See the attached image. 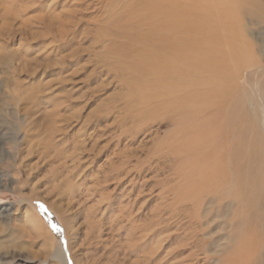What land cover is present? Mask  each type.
Instances as JSON below:
<instances>
[{"label":"rangeland","instance_id":"rangeland-1","mask_svg":"<svg viewBox=\"0 0 264 264\" xmlns=\"http://www.w3.org/2000/svg\"><path fill=\"white\" fill-rule=\"evenodd\" d=\"M180 1L189 4L197 29L205 32L208 42L201 37V43L231 53L227 65L232 68L220 59L224 53L215 50L216 64H201L200 72L185 75L202 78L204 84L193 88L203 94L197 105L216 107V114L210 109L204 117L196 116L186 103L181 111L185 119L162 125L153 122L156 116H141L138 122L139 115L132 112L131 101L150 91L146 82L154 75L120 51L130 31L107 1L0 0V264H74L66 227L47 202L71 209L67 216L73 220L71 238L81 264H264L258 259L264 254V0ZM225 26L228 31L220 30ZM232 62L239 65L238 73ZM196 134L210 144L196 152L180 149L176 158L185 155L182 162L172 165L158 155L148 156L165 148L160 143H179ZM219 150L224 159L219 155L216 160L230 169L226 179L232 182L221 180L230 199L206 204V193L199 200L188 193L202 177L200 170L191 171L189 160L202 153L213 158ZM230 188L234 197L240 196L230 197ZM26 211L48 229L56 240L53 248L31 230ZM89 230L96 232L91 236Z\"/></svg>","mask_w":264,"mask_h":264},{"label":"bare ground","instance_id":"bare-ground-1","mask_svg":"<svg viewBox=\"0 0 264 264\" xmlns=\"http://www.w3.org/2000/svg\"><path fill=\"white\" fill-rule=\"evenodd\" d=\"M105 1H107L108 2V7H109V9H110V11H115V12H119L120 14H121V16H120V18L119 19H122V22H125V24H126V30H128L129 29V31H130V33H128L129 35V37H128V40H127V42L125 43V45H123L122 47H121V52H123V53H125V51L128 53H126L127 55H126V58L130 55V56H132L131 58L133 59L132 61H133V65H135V66H137L138 67V64L141 66V68L144 70H146L147 71V73H149V74H153L154 75V79H153V81H151L150 82V80L151 79H146V81L148 82H146V84L147 85H149V88H147V89H149L150 91H148L146 94H144V92H143V95H141V96H139V99L137 98V95H135L136 96V98L137 99H135L134 100V102H132L131 101V103H133V105H132V107H131V109L132 110H136V111H132L133 113H135V115H139L138 117H137V120H138V122L140 121L138 118L140 117L141 119H142V117L141 116H145L146 118H152L153 116H156L157 118H155L154 120H153V122H156V120H158V121H161L162 122V125H166L168 122H171V121H177L178 123H179V119L180 120H183L182 118H184L185 119V114H183L181 111L184 109V105L186 104V103H189L188 105L190 106V104H192V110H191V112L192 113H194L196 116H203L204 117V114L208 111V110H210V112H211V114L212 113H215L216 112V107H213V106H211L210 104V106L212 107V108H204V107H200L199 105H197L198 104V99L199 98H202V96H203V94H201V92H200V90L198 91L197 89L196 90H193V88L194 87H197V86H199V85H201L202 83H203V81H201V79L202 78H200V77H198L197 75H195L196 77H192V78H189V80L187 79L188 77H185V75L187 74V73H192V74H194V73H196V72H200V70L198 69V67H200L201 66V64H204L205 66H206V63H211V62H213V63H215L216 64V62H214L217 58H216V52H218V50H216L214 47V49L212 48V47H209L208 45H206V44H202L201 43V40H203V39H201V37H205L206 35H204L205 34V32L204 31H199L197 28V26H196V19H194L193 18V15L191 14V7H189L188 5L189 4H185L186 6H183L182 5V3H181V1L180 0H105ZM185 1V0H184ZM194 1V0H193ZM103 2V1H102ZM102 2H101V4H102ZM188 2V1H187ZM192 3V2H191ZM196 8V7H195ZM198 8V7H197ZM197 12H200V11H198V9H197ZM195 13H196V11H195ZM201 13V12H200ZM199 13V14H200ZM200 15H202V13L200 14ZM205 17H206V15H205ZM212 17V16H211ZM200 19V18H199ZM203 19H206V18H204L203 17ZM196 20V21H195ZM201 20H202V17H201ZM214 20L217 22V20L214 18ZM205 21V20H204ZM203 23H205V22H203ZM219 23V22H218ZM221 23H223V22H221ZM199 24V23H198ZM226 25V24H225ZM208 26H209V24H208ZM213 27H214V24L212 25ZM223 26V25H222ZM201 27V26H200ZM221 27V26H220ZM226 30V26L225 27H222V29H220V30ZM201 30V29H200ZM204 30V29H203ZM215 30H218V29H215ZM226 31H228V30H226ZM217 32V31H216ZM223 32H225V31H223ZM230 32V31H229ZM214 33V32H213ZM222 33V32H221ZM226 33V34H225ZM224 34L225 35H228L229 33L228 32H225ZM228 33V34H227ZM121 34H125V35H127L126 34V32L124 31H121ZM214 34H217V33H214ZM213 34V35H214ZM223 34V38L225 39L226 38V36ZM204 35V36H203ZM218 35V34H217ZM230 35V34H229ZM218 36H220V34L218 35ZM229 37V36H228ZM227 37V38H228ZM213 38V37H212ZM219 38H221V37H219ZM205 40L207 39L206 37L204 38ZM209 39V38H208ZM229 39V38H228ZM213 40V39H212ZM212 40L210 41V42H212ZM230 40V39H229ZM204 41V40H203ZM214 41V40H213ZM216 41H217V43L219 42L217 39H216ZM225 41V40H224ZM233 41V40H232ZM205 42V41H204ZM206 42H208L207 40H206ZM231 42V41H230ZM222 43V42H221ZM235 43V42H234ZM233 43V44H234ZM212 44V43H211ZM232 44V43H231ZM216 45V44H215ZM214 45V46H215ZM220 45V44H219ZM217 46V45H216ZM234 46H235V44H234ZM236 47V46H235ZM235 47L234 48H232V49H234V51H237V50H235ZM225 47L223 46L221 49H222V51H224L223 49H224ZM229 48H231V47H229ZM240 48V47H239ZM213 49V50H212ZM215 50H216V52H215ZM230 50V49H229ZM240 50H241V48H240ZM240 50H238V51H240ZM226 52V53H225ZM225 52H221L220 53V50H219V54L221 55V54H223V55H218V56H220V57H222V58H220V59H223V61L225 62L226 60H227V62H228V56L229 55H231V53H229V55L227 54V52L228 51H225ZM230 52H232V51H230ZM240 52H242V50L240 51ZM233 53V52H232ZM233 54H235L236 55V52H234ZM237 55H239L238 53H237ZM236 55V56H237ZM242 56H243V54H241ZM233 57V56H232ZM231 57V58H232ZM235 57V56H234ZM238 57V56H237ZM237 57H235V59L237 58ZM219 58V57H218ZM240 58V57H239ZM233 59V58H232ZM231 59V60H232ZM235 59H234V61H235ZM230 60V59H229ZM236 60H238V62H241V60L240 59H236ZM240 60V61H239ZM222 61V62H223ZM233 61V60H232ZM233 61V62H234ZM221 62V61H220ZM221 62V63H222ZM232 62V63H233ZM237 62V63H238ZM245 62V61H244ZM213 63H212V65H213ZM223 64V63H222ZM227 64H231L230 62H228V63H224V66L226 65V66H231V65H227ZM132 65V64H131ZM217 65H219V64H217ZM221 65V64H220ZM235 65V66H234ZM236 65L237 64H234L233 63V68H235L236 69ZM242 65V64H241ZM241 65H240V67H241ZM139 66V67H140ZM238 66V68H239V65H237ZM217 67V66H216ZM221 67V66H220ZM206 68H208V67H206ZM218 68V67H217ZM222 68V67H221ZM220 68V69H221ZM225 68H227V67H225ZM231 68L232 67H230V68H227L228 70L230 69L231 70ZM224 69V68H223ZM133 70H134V68H133ZM140 70V69H139ZM145 70H144V72H145ZM237 70V69H236ZM235 70V72H237L238 73V71H239V69L236 71ZM243 70H245L244 68H243ZM136 71V70H135ZM141 71V70H140ZM216 71V73H217V71L218 70H215ZM225 71V70H224ZM233 71V70H232ZM137 72H139V71H137ZM142 72V71H141ZM204 72V71H203ZM203 72H201V73H203ZM207 72V71H206ZM219 72V71H218ZM223 72V71H222ZM226 72H230V71H226ZM234 72V71H233ZM241 72V71H240ZM200 73V74H201ZM208 73V72H207ZM206 73V74H207ZM236 73V74H237ZM199 74V75H200ZM204 74H205V72H204ZM209 74V73H208ZM209 75H211V74H209ZM214 75V77H217V76H215V75H217V74H212V76ZM238 75V74H237ZM240 75V74H239ZM142 76V75H141ZM144 76H145V73H144ZM144 76H142V78L144 77ZM147 76H151V75H147ZM146 76V77H147ZM192 76V75H191ZM219 76V75H218ZM226 76V75H225ZM152 78H153V76H151ZM240 77V76H239ZM150 78V77H149ZM203 78H206V75H205V77H203ZM213 78V77H212ZM211 77H210V79L211 80H213V79H215V78H213L212 79ZM234 78H235V76H234ZM237 78V77H236ZM225 80H226V77L224 78ZM142 80H144V78L142 79ZM207 80V79H206ZM217 80H219L218 78H217ZM235 80L233 79V82H234ZM150 82V83H149ZM210 82V81H209ZM164 83H169V84H167L166 86L164 85V86H162L161 84H164ZM219 84L220 83H222V82H220V80H219V82H218ZM228 83V82H227ZM232 83V82H231ZM204 84V83H203ZM208 84V83H207ZM206 84V85H207ZM210 84V83H209ZM222 84H224V82L222 83ZM230 84V83H229ZM135 86H142V85H135ZM203 86V85H202ZM211 86V85H210ZM213 86V85H212ZM218 86V85H217ZM216 86V87H217ZM148 87V86H147ZM204 87V86H203ZM205 87H207L208 88V86H205ZM215 87V88H216ZM145 88V87H144ZM143 88V89H144ZM199 88H201V87H199ZM211 89H213L212 87H210ZM215 88L213 89V90H215ZM138 89H141V90H143L142 89V87L141 88H138ZM210 89V90H211ZM220 90V89H219ZM144 91H146V90H144ZM206 91H208V90H205V92ZM139 92V91H138ZM142 92H139V94L141 93L142 94ZM202 92H203V89H202ZM219 92V91H218ZM227 93V92H226ZM208 94V93H207ZM209 94H211V92L209 93ZM221 94V93H220ZM213 95H215V94H213ZM207 96V95H206ZM216 96H218V95H216ZM229 96H230V94H229ZM204 99V98H203ZM213 100V99H212ZM203 101V100H202ZM204 101H206V99L204 100ZM213 101H217V99L216 100H213ZM231 101V100H230ZM222 102V101H221ZM207 104V103H206ZM204 105H205V103H204ZM221 105V104H220ZM219 104H218V106H220ZM188 106V107H189ZM208 106V105H207ZM227 106H228V104H227ZM186 107V106H185ZM191 107H189V108H191ZM230 107V106H229ZM245 107V106H244ZM215 108V109H214ZM219 108V107H218ZM224 108V107H223ZM231 108V107H230ZM230 108H228V110L230 109ZM232 109V108H231ZM184 110H186V109H184ZM219 111V110H218ZM226 111V110H225ZM231 111V110H230ZM190 112V113H191ZM207 114V113H206ZM205 114V115H206ZM216 114V113H215ZM222 114V113H221ZM134 116V115H133ZM132 117V116H131ZM135 117V120H136V116H134ZM178 118V119H177ZM194 118V117H193ZM131 119V118H130ZM226 119V118H225ZM207 120V119H206ZM205 120V118H204V121H206ZM249 120V119H248ZM195 121V120H194ZM196 121H198V120H196ZM203 122V120H200V122ZM221 122H222V119L220 120ZM219 121V122H220ZM132 122V121H131ZM136 122V121H135ZM185 122V121H184ZM199 122V123H200ZM201 122V123H202ZM141 123V122H140ZM158 123V122H157ZM198 123V122H197ZM198 123V124H199ZM225 123V122H224ZM196 124V123H195ZM203 124V123H202ZM212 124V123H211ZM220 124H222L223 125V122L222 123H220ZM137 125V124H136ZM205 125V124H204ZM208 125V124H207ZM209 125H210V123H209ZM208 125V126H209ZM214 125V124H213ZM176 126V125H175ZM193 126V125H192ZM200 126V125H199ZM203 126V125H202ZM218 126V125H217ZM236 126V125H235ZM140 127V126H139ZM194 127V126H193ZM204 127V126H203ZM222 127V126H221ZM229 127H232V126H229ZM256 127V126H255ZM197 128V127H196ZM201 128V127H200ZM204 128H206V127H204ZM216 128V127H215ZM220 128V127H219ZM223 128H224V126H223ZM136 129V128H135ZM172 129V128H171ZM175 129V128H174ZM179 129V128H178ZM194 129V128H193ZM201 129H203V128H201ZM207 129V128H206ZM222 129V128H221ZM232 129H234L235 130V127L234 128H232ZM256 129V128H255ZM184 130V129H183ZM218 130V129H217ZM216 130V131H217ZM254 130V129H253ZM252 130V131H253ZM128 131V130H127ZM195 131V130H194ZM204 131V130H203ZM214 132H215V130H213ZM219 131V130H218ZM227 131V130H226ZM171 132V131H170ZM173 132H174V130H173ZM173 132H172V134L171 135H173ZM178 132H179V130H178ZM184 132V131H183ZM188 132V131H187ZM187 132H185L186 134H187ZM192 132V131H191ZM202 132V131H201ZM206 132V131H205ZM213 132V133H214ZM222 132H223V130H222ZM257 132V131H256ZM175 133H176V131H175ZM174 133V134H175ZM181 133V132H180ZM193 133V132H192ZM212 133V132H211ZM220 133H221V131L219 132V134L217 133V135H219L220 136ZM251 133H253V132H251ZM206 134H208V132H206ZM221 134H225V132H223V133H221ZM235 134V133H234ZM184 135V134H183ZM201 135H203V134H201ZM209 135H211L210 134V132H209ZM226 135V134H225ZM253 135V134H252ZM256 135V134H255ZM179 136V135H178ZM193 136V135H192ZM216 136V134H214V137ZM227 136V135H226ZM225 136V137H226ZM228 136H230V135H228ZM198 136H197V134L196 135H194L193 136V138L192 139H189V140H182V141H180L179 143L177 142V143H170V144H164V143H160V145L161 146H164L165 148H163V149H160L159 151L157 150H155V151H150L149 152V155L148 156H159L160 158H162V159H165V160H169L171 163H172V165L173 164H175V162L177 163V162H182L183 161V157H185V155L182 157V158H180L179 159V157L178 158H176V156H177V152L180 150V149H182V148H185L184 150L185 151H187L188 149H189V151H190V149L193 147V148H196V149H193V150H195V152L198 150V148H200V149H202L203 147H205L206 145H208V142H209V144H210V141H209V139H207L206 137L205 138H197ZM208 137V136H207ZM221 137H223V136H221ZM231 137H232V134H231ZM190 138H191V136H190ZM210 138V137H209ZM217 138V137H216ZM224 138V137H223ZM177 139H179V137H177ZM208 141H207V140ZM211 139V138H210ZM221 139V138H220ZM242 139V138H241ZM240 139V140H241ZM156 140H157V138H156ZM181 140V139H180ZM162 141V140H161ZM160 141V142H161ZM217 141V140H216ZM215 141V142H216ZM214 142V143H215ZM241 142V141H240ZM157 143H159V142H157ZM156 143V144H157ZM212 143H213V141H212ZM212 143H211V147L213 146L212 145ZM230 143H232L231 141H230ZM156 144H154V145H156ZM222 144V143H221ZM224 144V143H223ZM222 144V145H223ZM232 144H234V143H232ZM238 144V143H237ZM250 144V143H249ZM231 145V144H230ZM256 145V144H255ZM254 145V146H255ZM156 146H159V144L158 145H156ZM224 146V145H223ZM227 146H229V145H227ZM226 146V147H227ZM240 146V145H239ZM248 146V145H247ZM252 146V145H251ZM250 146V147H251ZM230 147V146H229ZM246 147V146H245ZM158 148V147H157ZM208 148H210V147H208ZM220 148H222V147H220ZM233 148V147H232ZM235 148V147H234ZM238 148V147H237ZM223 149V148H222ZM230 148H228V150H229ZM193 150L191 149V151L193 152ZM203 150V149H202ZM213 150V149H212ZM216 150V149H215ZM181 152H182V150H180ZM184 151V152H185ZM188 151V152H189ZM208 151V150H207ZM222 151H224V150H222ZM230 151H231V149H230ZM234 151H236V152H238L239 150H233V152ZM246 151V150H245ZM249 151V150H248ZM264 151V150H263ZM191 152V153H192ZM243 152V151H242ZM262 152V151H261ZM132 153V152H131ZM200 152L198 151V154H199ZM224 153V152H223ZM243 153H245V152H243ZM264 153V152H263ZM133 154V153H132ZM135 154V153H134ZM178 154H180V153H178ZM222 153H221V150H219L217 153H213V155H214V157H216L215 158V160L217 159V156L220 158V156L219 155H221ZM225 154V153H224ZM227 154V153H226ZM234 154V153H233ZM247 154V153H246ZM251 154V153H250ZM262 154V153H261ZM136 155V154H135ZM196 155V157L194 156V158L192 159V160H189V164H191L192 163V167H194V169H190L191 171H196V172H198L197 170H200L201 171V174H202V177H201V179L200 180H197V185L196 186H194V188H192V189H190L189 191H188V193H190L191 195H194V194H197L198 196L200 195V194H202V193H206L205 195H206V198H205V200H207V203L206 204H208L209 202H214V201H218V202H220L219 203V205H222V203H223V201H225L226 199L228 200V199H230V198H227V196H228V194L226 193V190H227V184H226V182H221V180H224V178H225V180L227 181V180H230L229 178L228 179H226V177L228 176V177H230L229 176V174H230V169H229V172H228V169L225 171L224 169V167L222 166V165H224V166H226L225 164H224V162H221V161H219V159L218 160H214L213 158H210V157H208V156H206L204 153H202V154H200V155H197V154H195ZM235 155H238V154H235ZM248 155H249V153H248ZM246 156V157H248V159L251 157V155H253V148H252V154L250 155V157L249 156ZM137 156V155H136ZM222 156V159H224L223 158V155H221ZM239 156V155H238ZM262 156V155H261ZM229 156H227V157H225V159L226 158H228ZM237 157V156H236ZM136 158V157H135ZM156 158V157H155ZM186 158V157H185ZM148 159H153V158H151V157H149ZM221 159V158H220ZM238 160H239V158H237ZM237 159H236V161H237ZM155 160V159H154ZM163 161V160H162ZM166 161V162H167ZM228 161V160H227ZM244 161V160H243ZM243 161H241V162H243ZM252 160H250V162H251ZM160 162V161H159ZM165 162V161H164ZM218 162V163H217ZM230 162V161H229ZM238 162V161H237ZM239 162H240V160H239ZM138 164H139V162H137ZM156 163V162H155ZM154 163V164H155ZM158 163V162H157ZM228 163V162H227ZM184 164H185V162H184ZM187 165H188V167H189V164L188 163H186ZM215 164L216 165H218L219 164V166L218 167H220V166H222L223 167V170L222 169H216L214 166H215ZM248 164H250L249 162H248ZM121 165H125L124 163L122 164L121 163ZM141 165V164H140ZM156 165V164H155ZM186 165V166H187ZM239 165V164H238ZM237 165V166H238ZM241 165V164H240ZM246 165V164H245ZM254 165V164H253ZM65 166V165H64ZM227 166H228V164H227ZM236 166V165H235ZM236 166V167H237ZM248 166V165H247ZM247 166H245L246 168H247ZM120 167H122V166H120ZM154 167V166H153ZM158 166H156V168H157ZM213 167H214V169H213ZM251 167V166H250ZM252 167H254V166H252ZM255 167H256V165H255ZM228 168H231V167H228ZM257 168V167H256ZM189 169V168H188ZM187 169V170H188ZM238 169V168H237ZM244 169V168H243ZM242 169V170H243ZM255 169V168H254ZM73 170H75V169H73ZM156 170V169H155ZM158 170V169H157ZM189 170V171H190ZM125 171V170H124ZM171 171V170H170ZM173 171V170H172ZM189 171H187L188 173H190ZM239 171V170H238ZM72 172V171H71ZM70 172V173H71ZM121 172H122V170H121ZM138 172H139V170H138ZM168 172V171H167ZM249 172V171H248ZM116 173V172H115ZM126 173V172H125ZM128 173V172H127ZM126 173V174H127ZM195 172H193V174H194ZM139 174V173H138ZM184 174V173H183ZM197 174H200V173H197ZM115 175H117V174H115ZM114 175V176H115ZM176 175V174H175ZM195 175V174H194ZM243 175V174H242ZM67 176H69V175H67ZM126 176V175H125ZM70 177V176H69ZM116 177V176H115ZM117 177H118V175H117ZM183 177H185V175H183ZM182 177V178H183ZM195 178H196V176H194ZM198 177V176H197ZM237 177V176H236ZM11 178V182H12V177H10ZM66 178V177H65ZM105 178H106V176H105ZM104 178V179H105ZM181 178V177H180ZM200 178V177H199ZM258 178V177H257ZM8 179V178H7ZM107 179V178H106ZM255 179V178H254ZM65 180H67V179H65ZM68 180H70V182H72V179H68ZM67 180V181H68ZM97 180V179H96ZM125 180V179H124ZM172 180V179H171ZM177 180V179H176ZM181 180V179H180ZM247 180V179H246ZM73 181H74V179H73ZM110 181V180H109ZM117 181V180H116ZM187 181V180H186ZM189 181H191V180H189ZM188 181V182H189ZM194 181V180H193ZM231 182H232V179L230 180ZM230 181H228V182H230ZM7 183V181H4V183ZM69 182V181H68ZM96 182V181H95ZM94 182V183H95ZM67 183V182H66ZM65 183V184H66ZM185 184V183H184ZM183 184V185H184ZM225 184L227 185V186H225ZM228 184H231V183H228ZM7 185V184H6ZM181 185V184H180ZM258 185V184H257ZM96 186V185H95ZM230 186V185H229ZM231 186H232V184H231ZM7 187V186H6ZM67 187V186H66ZM133 187V186H132ZM241 187H243V186H241ZM93 188L95 189V188H97V187H94L93 186ZM191 188V187H190ZM90 189H92V188H90ZM93 189V190H94ZM231 189V188H230ZM229 189V190H230ZM233 189H235V188H233ZM167 191V190H166ZM231 191H232V189H231ZM234 191V190H233ZM232 191V195H231V192L229 193L230 194V197L232 196L233 198H236V196H240V195H236L235 197L233 196V194H236L235 192H233ZM173 192V191H172ZM91 193H92V191H91ZM167 193H169V192H167ZM85 194V193H84ZM83 194V195H84ZM141 194V193H140ZM37 196V195H36ZM130 196V195H129ZM175 196V195H174ZM177 196V195H176ZM201 196V195H200ZM200 196L197 198L198 200H199V198H200ZM203 196V195H202ZM258 196H260V195H258ZM35 197V196H34ZM138 197V196H137ZM173 197V196H172ZM194 197L196 198L197 196L196 195H194ZM193 197V198H194ZM229 197V196H228ZM89 198V197H88ZM87 198V199H88ZM128 198H130V197H128ZM169 198V197H168ZM176 198V197H175ZM191 198V197H190ZM189 198V199H190ZM203 198V197H202ZM201 198V199H202ZM85 199V198H84ZM200 199V200H201ZM254 199V198H253ZM33 200H43V199H41L40 197H36V198H34ZM172 200V199H171ZM173 200H175V199H173ZM190 200H192V199H190ZM195 200V199H194ZM197 200V201H198ZM202 200H204V199H202ZM221 200V201H220ZM236 200V199H235ZM46 201V200H45ZM197 201H196V203H197ZM239 200H238V198H237V200L235 201L236 203L238 202ZM175 202V201H174ZM185 203V202H184ZM217 203V202H216ZM258 203V202H257ZM47 204H49V206L52 208V210L56 213V214H58L61 218H62V223H63V225L66 227V231H67V235H68V238L69 239H71V241H70V247H69V249H70V251H71V254H72V257H73V260H74V264H81V261H80V259H79V256H78V254H77V251H76V249H79V247L78 248H74V245H73V242H72V231L73 230H75V227L74 226H72V221H71V218L69 217V216H67L68 215V211L69 210H71V209H69V208H67V209H69V210H67V209H65L64 208V206H62L61 204H59L58 202H54V203H49V202H47ZM82 204V203H81ZM187 204V203H186ZM201 204V203H200ZM124 205V204H123ZM172 205H174V204H172ZM194 205H196V204H194ZM71 206V205H70ZM183 206V205H182ZM200 206V208H202L201 210H203L204 209V207H205V204H204V202L201 204V205H199ZM226 206V205H225ZM252 206H254V205H252ZM67 207H69V204H68V206ZM127 207V206H126ZM126 207H125V209H126ZM170 207H172V206H170ZM209 207V206H208ZM223 207V206H222ZM244 207H246V206H244ZM25 208V207H24ZM23 208V209H24ZM122 208V207H121ZM124 209V208H123ZM122 209V210H123ZM197 209V208H196ZM237 209V208H236ZM236 209H235V212H236ZM28 210V209H27ZM244 210H245V208H244ZM247 210V209H246ZM28 211H30V210H28ZM171 211V210H170ZM169 211V212H170ZM193 211V210H192ZM217 210H215V212H216ZM239 211V210H238ZM251 211V210H250ZM264 211V210H263ZM71 212V211H70ZM177 212H178V209H177ZM196 212L198 213V211L196 210ZM195 211H194V214L196 213ZM234 212V211H233ZM234 212V213H235ZM242 212V211H241ZM249 212V211H248ZM25 213H27V211L25 212ZM74 213V212H73ZM174 213V212H173ZM233 213V214H234ZM70 214V213H69ZM133 214V213H132ZM175 214H176V209H175ZM193 214V215H194ZM220 214H222V213H220ZM238 214H239V212H238ZM249 214H251L250 212H249ZM249 214H248V216H249ZM27 215H28V217H27V222H28V224H29V226H30V228H31V230H33L36 234H38L40 237H43L45 240H48V241H50V249L51 248H53L55 245H56V240H54L53 238H52V236H51V234H50V232L48 231V229L45 227V226H43V224L39 221V219H37V217H36V215H34V213H32V212H28L27 213ZM91 215V214H90ZM171 215V214H170ZM174 215V214H173ZM172 215V216H173ZM223 215V214H222ZM241 214H239V217H241L240 216ZM252 215V214H251ZM255 215V214H254ZM124 216V214L122 213V217ZM132 216V215H131ZM177 216H179L178 214H177ZM224 216V215H223ZM25 217V216H24ZM129 217V216H128ZM127 217V218H128ZM174 217V216H173ZM232 217V216H231ZM236 217V216H235ZM237 217H238V215H237ZM250 217V216H249ZM90 217H88V219H89ZM170 218H171V216H170ZM175 218V217H174ZM242 218V217H241ZM245 218V217H244ZM247 218V217H246ZM247 219H251V217L250 218H247ZM246 219V221H249V220H247ZM254 219V218H253ZM229 220V219H228ZM234 220V219H233ZM238 220V219H237ZM255 220V219H254ZM25 221V222H26ZM128 221V220H127ZM203 221V220H202ZM256 221V220H255ZM260 221V220H259ZM250 222V221H249ZM252 223V222H251ZM251 223H250V225H251ZM257 223V222H256ZM26 224V223H25ZM249 224V223H248ZM253 224L254 225H256L257 226V224H255V222H253ZM262 224V223H261ZM96 225H97V222H96ZM222 225V224H221ZM253 225V226H254ZM99 226V225H98ZM211 226V225H210ZM242 226V225H241ZM245 226V225H244ZM252 225H251V228H252V230H253V227ZM89 227V226H88ZM148 227V226H147ZM147 227H145V229L147 228ZM260 227V226H259ZM93 227H91V229H92ZM140 228V227H139ZM141 228H142V226H141ZM140 228V229H141ZM263 228V227H262ZM95 229H98V227L97 228H95ZM137 229H138V227H137ZM144 229V230H145ZM209 229V228H208ZM223 229V228H222ZM248 228L246 227V230H247ZM256 229V227L254 228V230ZM139 230V229H138ZM143 230V229H142ZM147 230V229H146ZM217 230V229H216ZM237 230V229H236ZM245 230V229H244ZM244 230H243V232H244ZM251 230V231H252ZM28 231V230H27ZM77 231V230H76ZM90 231V230H89ZM95 231V230H94ZM140 231V230H139ZM196 231V230H195ZM257 231V230H256ZM260 231H263V230H260ZM96 232V231H95ZM94 232V233H95ZM255 232V231H254ZM254 232H253V235L252 236H254ZM88 233V232H87ZM90 233H91V231H90ZM93 233V232H92ZM91 233V236L92 235H94V233L92 234ZM140 233H142V231H140ZM144 233V232H143ZM142 233V234H143ZM203 233V232H202ZM242 233V232H241ZM256 233V232H255ZM251 234V233H250ZM250 234H248L249 236H250ZM28 235V234H27ZM261 235V232H260V234H259V236ZM30 236V235H29ZM89 236V235H88ZM248 237V236H247ZM251 237V236H250ZM257 237V235L255 234V238ZM263 237V236H262ZM32 238V237H31ZM88 238V237H87ZM90 238V237H89ZM93 238V237H92ZM91 238V239H92ZM96 238V237H95ZM102 238V237H101ZM249 238V237H248ZM253 238V237H252ZM259 238V237H258ZM257 238V239H258ZM228 239V238H227ZM244 239V238H243ZM90 240V239H89ZM93 240H94V238H93ZM220 240V239H219ZM261 240H263V239H261ZM91 241V240H90ZM260 241V240H259ZM259 241L257 240V242L259 243ZM264 241V240H263ZM218 242V241H217ZM261 242V241H260ZM97 243V242H96ZM95 243V244H96ZM244 243H247V242H244ZM253 243H255L254 241H253ZM262 243V242H261ZM260 243V244H261ZM82 244V243H81ZM250 244H251V242H250ZM92 245V244H91ZM258 245L259 244H257V247H258ZM53 246V247H52ZM98 246V245H97ZM235 246V245H234ZM241 246V245H240ZM84 248V247H83ZM103 248V247H102ZM250 248V249H249ZM251 248L252 247H248V249L249 250H251ZM240 249H241V247H240ZM243 249V248H242ZM245 249V248H244ZM256 249V248H255ZM255 249H252V250H255ZM109 250V249H108ZM258 250H260V249H258ZM230 251V250H229ZM238 251V250H237ZM242 251V250H241ZM240 251V252H241ZM246 251V250H245ZM248 251V250H247ZM246 251V252H247ZM262 251H264V250H262ZM81 252V251H80ZM79 252V253H80ZM108 252V251H107ZM228 252V251H227ZM242 252H244V251H242ZM253 252V251H252ZM264 253V252H263ZM245 254V253H244ZM250 254V253H249ZM86 255V254H85ZM103 256V255H102ZM256 256V255H255ZM81 257V256H80ZM93 257V256H92ZM241 257V256H240ZM244 258V257H243ZM264 258V254H259V256H258V259H259V261H262V260H264L263 259ZM227 259V258H226ZM238 259V258H237ZM255 259V258H254ZM225 260V259H224ZM240 260V259H239ZM95 261V260H94ZM99 261V260H98ZM231 261V260H230ZM243 261H244V259H243ZM242 261V262H243ZM82 262H83V260H82ZM225 262V261H224ZM239 262V261H238ZM88 263V262H87ZM92 263V262H91ZM258 263V262H257ZM60 264H62V263H60ZM253 264H256V263H253Z\"/></svg>","mask_w":264,"mask_h":264}]
</instances>
